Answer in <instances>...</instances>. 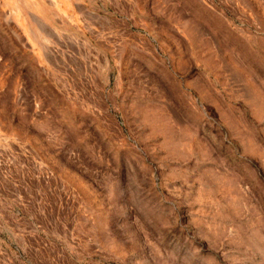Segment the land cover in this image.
<instances>
[{
	"label": "rangeland",
	"instance_id": "rangeland-1",
	"mask_svg": "<svg viewBox=\"0 0 264 264\" xmlns=\"http://www.w3.org/2000/svg\"><path fill=\"white\" fill-rule=\"evenodd\" d=\"M0 264H264V0H0Z\"/></svg>",
	"mask_w": 264,
	"mask_h": 264
}]
</instances>
